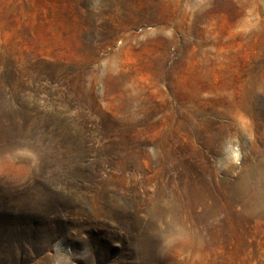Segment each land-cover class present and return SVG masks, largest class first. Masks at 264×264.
Returning <instances> with one entry per match:
<instances>
[{"label":"rangeland","instance_id":"obj_1","mask_svg":"<svg viewBox=\"0 0 264 264\" xmlns=\"http://www.w3.org/2000/svg\"><path fill=\"white\" fill-rule=\"evenodd\" d=\"M254 92L264 113V0H0V264H264V186L234 188L264 125L210 154L230 173L178 258L144 231L166 158L196 153L177 107Z\"/></svg>","mask_w":264,"mask_h":264},{"label":"bare ground","instance_id":"obj_2","mask_svg":"<svg viewBox=\"0 0 264 264\" xmlns=\"http://www.w3.org/2000/svg\"><path fill=\"white\" fill-rule=\"evenodd\" d=\"M153 81L152 86L156 82L155 79ZM258 86L254 88L255 91L259 89ZM150 93L153 95L155 91ZM254 94L256 92L243 104L234 108L202 111L194 103L181 104L182 106L177 107L179 118L188 122L187 134L192 139L196 153L183 154L184 150L181 148L182 152L176 150L171 158H166L162 170L163 173L166 172L167 179L162 178L159 197L152 195L144 225L146 233L165 240L166 248L176 258L186 245L181 238L193 232L187 222L198 214L197 204L204 198L199 197L201 191L219 186L224 179L222 175L230 173L229 170L216 171L210 164V154L213 153L214 148L226 144L227 138L232 136L233 132H237L239 126H242L244 131L250 128L254 132L261 128L260 125H264V113L255 104ZM259 155L262 160L259 159L256 163L250 177L246 176L235 184L236 195L240 200L247 194L249 180L254 179L256 187L264 186V149ZM262 198L263 196L256 199L260 207ZM135 209H138L137 206ZM206 216V214L202 215L203 218Z\"/></svg>","mask_w":264,"mask_h":264}]
</instances>
